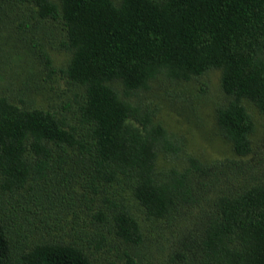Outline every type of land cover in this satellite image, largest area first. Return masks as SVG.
I'll use <instances>...</instances> for the list:
<instances>
[{
  "label": "trees",
  "instance_id": "16d2710c",
  "mask_svg": "<svg viewBox=\"0 0 264 264\" xmlns=\"http://www.w3.org/2000/svg\"><path fill=\"white\" fill-rule=\"evenodd\" d=\"M212 70L235 158L204 161L147 94ZM247 104L264 114V0H0V264H264Z\"/></svg>",
  "mask_w": 264,
  "mask_h": 264
},
{
  "label": "rangeland",
  "instance_id": "374dc122",
  "mask_svg": "<svg viewBox=\"0 0 264 264\" xmlns=\"http://www.w3.org/2000/svg\"><path fill=\"white\" fill-rule=\"evenodd\" d=\"M52 57L57 68H64L70 54L53 51ZM220 81L219 70H212L203 79L188 83L171 85L160 78L152 83L147 94L149 103L159 109L157 120L170 132L185 137L186 150L204 161L235 158L231 146L220 136L216 126L215 106L223 100ZM56 97V93L43 84L34 96L39 107H47ZM247 107L258 125L254 137V143H258L264 135V114L250 104ZM167 164L160 160L161 166Z\"/></svg>",
  "mask_w": 264,
  "mask_h": 264
}]
</instances>
